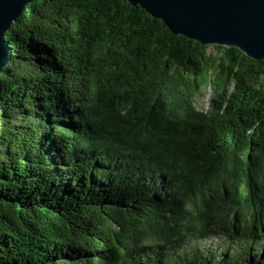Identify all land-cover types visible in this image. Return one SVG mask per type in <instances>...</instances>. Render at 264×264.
<instances>
[{
    "label": "trees",
    "instance_id": "trees-1",
    "mask_svg": "<svg viewBox=\"0 0 264 264\" xmlns=\"http://www.w3.org/2000/svg\"><path fill=\"white\" fill-rule=\"evenodd\" d=\"M6 38L0 264H264V60L127 0H34Z\"/></svg>",
    "mask_w": 264,
    "mask_h": 264
},
{
    "label": "water",
    "instance_id": "water-1",
    "mask_svg": "<svg viewBox=\"0 0 264 264\" xmlns=\"http://www.w3.org/2000/svg\"><path fill=\"white\" fill-rule=\"evenodd\" d=\"M34 0H0V73L11 62L6 32ZM161 20L172 34L202 45L237 47L264 60V0H127Z\"/></svg>",
    "mask_w": 264,
    "mask_h": 264
},
{
    "label": "rangeland",
    "instance_id": "rangeland-1",
    "mask_svg": "<svg viewBox=\"0 0 264 264\" xmlns=\"http://www.w3.org/2000/svg\"><path fill=\"white\" fill-rule=\"evenodd\" d=\"M210 51H212L213 53H215L216 55H218V53L213 50V48L210 49ZM212 89L209 87H205L202 91H200V93L197 95L196 98V107L200 110H205L208 109V107L210 106V100H211V96H212ZM224 240L225 237L223 235H217L214 236L212 238H210L209 240H203L201 243L209 246V245H213L214 247H218L220 248V246H224Z\"/></svg>",
    "mask_w": 264,
    "mask_h": 264
}]
</instances>
